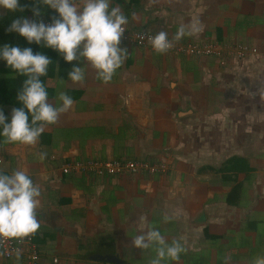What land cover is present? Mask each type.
I'll use <instances>...</instances> for the list:
<instances>
[{
    "label": "crops",
    "instance_id": "crops-1",
    "mask_svg": "<svg viewBox=\"0 0 264 264\" xmlns=\"http://www.w3.org/2000/svg\"><path fill=\"white\" fill-rule=\"evenodd\" d=\"M19 4L24 10L11 22L59 16L40 0ZM111 6L122 9L131 29L173 37L181 24L199 20L200 31L182 40L240 42L257 53L222 67L211 57L158 54L121 42L127 57L105 83L83 58L68 63L43 43L3 33L2 46L51 59L40 77L49 103L59 106L62 91L74 101L35 145L0 136V172L25 170L41 191V226L32 235L39 264H150L155 250L131 244L149 226L185 248L178 262L161 264H253L264 256V0H112ZM6 13L0 8V17ZM74 66L84 72L77 83L68 78ZM16 75L0 59V77ZM22 84L0 91L8 122L12 109L22 107ZM86 158L164 160L168 170L62 173L64 163ZM165 214L172 219L165 222ZM0 264L23 262L0 252Z\"/></svg>",
    "mask_w": 264,
    "mask_h": 264
},
{
    "label": "clouds",
    "instance_id": "clouds-1",
    "mask_svg": "<svg viewBox=\"0 0 264 264\" xmlns=\"http://www.w3.org/2000/svg\"><path fill=\"white\" fill-rule=\"evenodd\" d=\"M40 3L54 9L59 18L51 24L34 19L19 17L12 20L7 31L18 33L29 44L35 42L59 52L63 59L71 63L81 58L96 70L98 78L109 82L123 65L127 50L120 47L128 18L119 6L112 7V0H40ZM0 8L8 12L23 11L19 0H0ZM34 16L40 15L34 8ZM200 31L199 20L181 24L171 39L161 30L149 36L152 49L158 54L167 53L174 42L185 36H193ZM0 59L6 61L13 72L26 77L17 100L22 107L13 108L11 121L0 110V136L9 144L35 145L49 125L57 123L61 114L68 112L73 99L60 92L57 106L48 102V92L40 77L47 76L51 59L31 48L21 49L8 44L0 47ZM72 83L84 79L82 67L74 66L68 73ZM63 83V81H61ZM31 116V121H29ZM45 153L40 154L44 159ZM41 191L25 170H16L11 175L0 172V238L22 239L35 234L40 228L37 209L40 207ZM165 222L172 219L165 214ZM133 247L141 250H155V258L150 264H161L170 259L178 262L185 251L179 240L168 243L161 232L153 226L132 238ZM21 250H16L19 259ZM253 264H264V256L255 258Z\"/></svg>",
    "mask_w": 264,
    "mask_h": 264
},
{
    "label": "built area",
    "instance_id": "built-area-1",
    "mask_svg": "<svg viewBox=\"0 0 264 264\" xmlns=\"http://www.w3.org/2000/svg\"><path fill=\"white\" fill-rule=\"evenodd\" d=\"M59 16L38 18L37 22L51 24L54 19ZM125 32L121 42L136 47H144L152 49L148 38L154 33L144 29H131L126 25ZM172 37L169 36V39ZM168 52L183 54L192 57H211L217 63L224 67L231 61H238L256 54L257 49L245 43L231 42L219 44L212 41L200 40H180L174 42ZM168 170V165L164 160L149 161L146 159H97L86 158L76 159L66 162L62 165L61 171L64 174L84 173L89 176H125L136 174H155L165 173ZM21 250L19 258L23 264H39L40 253L36 243L33 241L32 235L22 239L0 238V252L4 258L16 257V250ZM57 259H54L56 262Z\"/></svg>",
    "mask_w": 264,
    "mask_h": 264
},
{
    "label": "trees",
    "instance_id": "trees-1",
    "mask_svg": "<svg viewBox=\"0 0 264 264\" xmlns=\"http://www.w3.org/2000/svg\"><path fill=\"white\" fill-rule=\"evenodd\" d=\"M13 17L12 12H8L5 15H2L0 17V39L2 38L3 33L9 32L7 29L9 28L11 24V19ZM1 41H0V47H1ZM26 79V77L21 75H16L15 77H0V91L7 90H17L18 83H23V81ZM4 102L2 100L0 95V103Z\"/></svg>",
    "mask_w": 264,
    "mask_h": 264
}]
</instances>
